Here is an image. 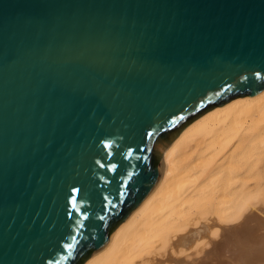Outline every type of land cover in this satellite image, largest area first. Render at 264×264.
I'll use <instances>...</instances> for the list:
<instances>
[{"label":"water","instance_id":"95a60500","mask_svg":"<svg viewBox=\"0 0 264 264\" xmlns=\"http://www.w3.org/2000/svg\"><path fill=\"white\" fill-rule=\"evenodd\" d=\"M262 92L264 0H0V264H86L183 129Z\"/></svg>","mask_w":264,"mask_h":264},{"label":"bare ground","instance_id":"6f19581e","mask_svg":"<svg viewBox=\"0 0 264 264\" xmlns=\"http://www.w3.org/2000/svg\"><path fill=\"white\" fill-rule=\"evenodd\" d=\"M162 160L155 188L86 264H264V92L202 115Z\"/></svg>","mask_w":264,"mask_h":264},{"label":"snow or ice","instance_id":"6c2138e0","mask_svg":"<svg viewBox=\"0 0 264 264\" xmlns=\"http://www.w3.org/2000/svg\"><path fill=\"white\" fill-rule=\"evenodd\" d=\"M149 135H151V133ZM104 147L107 148V147H109V145L108 144H104ZM128 155H131V153L129 152ZM101 166H103V165H101ZM73 206H75V205H73Z\"/></svg>","mask_w":264,"mask_h":264},{"label":"rangeland","instance_id":"374dc122","mask_svg":"<svg viewBox=\"0 0 264 264\" xmlns=\"http://www.w3.org/2000/svg\"><path fill=\"white\" fill-rule=\"evenodd\" d=\"M260 217H262L261 215H259ZM262 218H264V217H262Z\"/></svg>","mask_w":264,"mask_h":264}]
</instances>
